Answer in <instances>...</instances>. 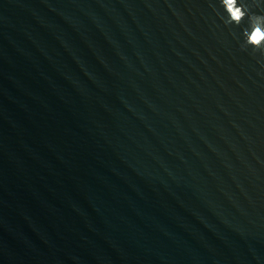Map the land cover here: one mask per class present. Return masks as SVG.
<instances>
[{
	"label": "water",
	"instance_id": "95a60500",
	"mask_svg": "<svg viewBox=\"0 0 264 264\" xmlns=\"http://www.w3.org/2000/svg\"><path fill=\"white\" fill-rule=\"evenodd\" d=\"M0 264H264V0H0Z\"/></svg>",
	"mask_w": 264,
	"mask_h": 264
},
{
	"label": "clouds",
	"instance_id": "9594fccd",
	"mask_svg": "<svg viewBox=\"0 0 264 264\" xmlns=\"http://www.w3.org/2000/svg\"><path fill=\"white\" fill-rule=\"evenodd\" d=\"M257 36H258V33H256V35L253 37V39L256 40Z\"/></svg>",
	"mask_w": 264,
	"mask_h": 264
}]
</instances>
